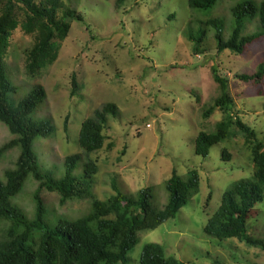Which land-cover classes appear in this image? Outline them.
Wrapping results in <instances>:
<instances>
[{"label":"rangeland","instance_id":"obj_1","mask_svg":"<svg viewBox=\"0 0 264 264\" xmlns=\"http://www.w3.org/2000/svg\"><path fill=\"white\" fill-rule=\"evenodd\" d=\"M238 1L218 0L213 9L198 11L189 8L188 0H60L58 8L49 9L53 19H60L69 9L82 21L72 20L67 36L53 40L49 55H54V60L34 72L28 70V57L36 34L27 32L26 13L14 9L17 23L8 37L3 63L17 88L14 100L26 96L34 86L44 89V102L33 117L49 118L54 132L32 146L44 169L61 176L64 158L80 152L81 123L110 103L116 105L119 116L109 119L104 146L89 157L98 169L94 194L99 200L113 194L114 180L124 194L150 187L152 204L160 210L167 201L165 181L172 170L181 178L191 170L199 175L198 193L174 219L138 233L129 264H139L143 246L151 242L161 245L166 257L185 264H264L263 251L235 239L218 241L204 232L222 194L239 180L253 179L252 145L245 143L244 135L233 124L229 136L212 146L206 158L194 153L197 134L213 131L222 119L218 110L203 118V112L219 96L211 74L213 65L228 79L234 119L238 117L250 127L264 149V75L257 81L236 79V74H255L264 62V37L241 55L227 50L218 53L214 31L205 25L211 18L223 20L224 40L228 39L233 22L230 10ZM2 9L0 0V15ZM258 29L257 20L246 21L243 34ZM202 30L194 50L196 42L187 38V31L198 37ZM72 76L77 91L72 87ZM13 138L0 123V149ZM223 149L226 161L221 159ZM17 155V147L0 154V181L4 171L13 168ZM36 187V182L27 179L13 200L29 218L34 214L32 194ZM40 197L51 216L76 219L90 206L88 200L61 205L58 194L45 190ZM7 225L0 222L1 232ZM247 227L252 238H264V203L250 212Z\"/></svg>","mask_w":264,"mask_h":264},{"label":"trees","instance_id":"obj_2","mask_svg":"<svg viewBox=\"0 0 264 264\" xmlns=\"http://www.w3.org/2000/svg\"><path fill=\"white\" fill-rule=\"evenodd\" d=\"M44 1V6L41 5ZM3 9L0 15V123L14 137L0 149V154L17 147L18 155L11 169L4 171V180L0 181V222L7 227L0 229V264H129V253L138 242V233L152 231L169 219H174L199 190V175L195 170L181 178L172 170L165 181L167 201L165 206L156 210L152 204V189L145 187L135 194H124L112 180L113 194L106 200H99L94 194L97 165L89 157L105 144L104 130L110 118L119 116L114 104H104L93 111L84 120L79 129V153L68 155L63 160V172L56 176L53 171L44 169L32 150L33 143L50 137L54 132L52 121L43 117L34 119L33 114L44 102L45 92L41 86H34L18 101L12 96L17 88L8 78L3 63L10 32L16 27L15 7L28 16L27 32L36 34V43L29 53L28 70L34 72L54 60L49 55L53 50V40L64 39L72 20L82 21L69 9L58 20L49 15L60 6V0H1ZM218 0H188L190 9L208 11L213 9ZM232 28L228 39L224 40V22L218 18L209 19L205 25L214 31L216 51L225 50L241 55L245 48L264 37V0L256 3L241 0L231 8ZM257 20L259 29L248 35L243 34L246 21ZM203 30L198 37L187 31V38L196 42L194 50L200 44ZM47 58V60H46ZM213 81L217 84L219 96L203 112L208 118L214 110L222 114L211 132H199L194 140V153L206 158L209 150L221 144L235 127L244 135L245 143L252 145V178L239 180L232 189L224 192L218 208L207 220L204 232L218 241L235 239L247 247L264 252V238H252L248 233V218L257 204L264 203V149L257 141L255 133L241 119H234V99L229 89L228 79L218 74L216 66L211 67ZM264 75V62L259 64L253 75L236 74L241 82L257 81ZM72 87L77 91L75 77ZM235 120V122H233ZM124 151H122V154ZM225 149L221 159L226 161ZM37 183L32 194L34 214L29 218L14 203V198L21 192L27 179ZM45 190L59 195V202L88 200V212L82 217L68 219L51 216L40 197ZM139 264H185L170 256L166 257L164 248L157 243L143 246Z\"/></svg>","mask_w":264,"mask_h":264}]
</instances>
